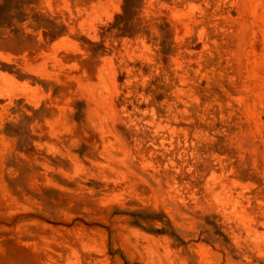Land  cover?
<instances>
[{"label": "rangeland", "instance_id": "374dc122", "mask_svg": "<svg viewBox=\"0 0 264 264\" xmlns=\"http://www.w3.org/2000/svg\"><path fill=\"white\" fill-rule=\"evenodd\" d=\"M0 264H264V0H0Z\"/></svg>", "mask_w": 264, "mask_h": 264}]
</instances>
